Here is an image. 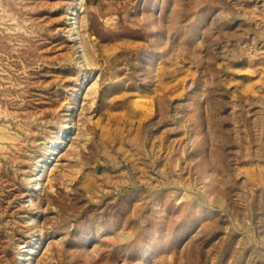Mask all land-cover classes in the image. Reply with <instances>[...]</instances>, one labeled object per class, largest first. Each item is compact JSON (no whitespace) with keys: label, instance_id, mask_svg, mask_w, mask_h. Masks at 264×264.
Returning <instances> with one entry per match:
<instances>
[{"label":"rangeland","instance_id":"374dc122","mask_svg":"<svg viewBox=\"0 0 264 264\" xmlns=\"http://www.w3.org/2000/svg\"><path fill=\"white\" fill-rule=\"evenodd\" d=\"M0 264H264V0H0Z\"/></svg>","mask_w":264,"mask_h":264},{"label":"bare ground","instance_id":"6f19581e","mask_svg":"<svg viewBox=\"0 0 264 264\" xmlns=\"http://www.w3.org/2000/svg\"><path fill=\"white\" fill-rule=\"evenodd\" d=\"M33 250H31L30 252H32Z\"/></svg>","mask_w":264,"mask_h":264}]
</instances>
